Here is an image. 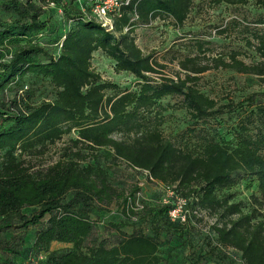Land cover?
I'll return each mask as SVG.
<instances>
[{"label":"trees","instance_id":"1","mask_svg":"<svg viewBox=\"0 0 264 264\" xmlns=\"http://www.w3.org/2000/svg\"><path fill=\"white\" fill-rule=\"evenodd\" d=\"M86 1L89 12L72 9L65 0L0 4V264H30L33 259L38 264H165L158 232L149 234L142 227L128 232L123 222L99 227L92 220L97 204L112 199V190L99 166H82L80 151L69 150L67 159L41 172L22 160L27 153L45 154L74 130L76 147L105 149L110 159L174 187L186 198V209L216 214L218 243L241 253L244 264H264V92L240 109L232 132L218 133L212 124L225 112L197 84V75L210 69L199 63L210 51L206 42L188 44L180 60L183 78L157 80L156 67L163 66L154 53L144 54L134 36L137 28L160 18L184 26L209 6L231 7L237 18L248 20L244 8L253 2L263 10L254 24L263 28H242L236 19L220 34L238 25L245 45L264 59V0L122 1L111 27L92 16L98 0ZM42 5L60 10L68 25L57 52L45 39L52 25ZM97 51L111 58L119 72L136 78L137 90L120 91L103 81L92 68ZM239 56L235 51L229 62L221 57L213 61L217 68L264 79V61L247 65ZM27 75L47 80L53 100L35 104L34 91L24 84ZM172 106L190 121L175 138L165 137L160 128L163 113ZM239 191L248 193L246 200H236ZM131 202L132 197L124 200L129 219L134 215ZM26 207L33 211L26 214ZM174 207L166 204L144 213L151 223L168 217L181 224L170 218ZM53 242L72 248L50 252L41 261L37 254Z\"/></svg>","mask_w":264,"mask_h":264},{"label":"rangeland","instance_id":"2","mask_svg":"<svg viewBox=\"0 0 264 264\" xmlns=\"http://www.w3.org/2000/svg\"><path fill=\"white\" fill-rule=\"evenodd\" d=\"M3 1L5 0H0V4ZM65 1L70 8H82L84 12H89L88 8L91 6L86 0ZM103 2L104 0H98V4ZM42 6L44 18L50 20L52 25L50 35L45 39L50 49L57 52L61 48L59 37L65 34L68 25L60 10L53 5ZM244 10L248 20H242V17L237 18V13L231 7L209 6L201 15L189 19L184 26H175L170 19L160 18L147 27L137 28L134 33L136 43L144 54L154 53V60L163 66L156 67L159 74L154 75V78L157 80L177 79L178 76L183 78L185 72L180 66V60H183L188 52V44L195 42L194 40L206 42L205 46L210 48V51L205 56L201 55L199 63L202 67L209 66L210 69L197 75L199 78L197 84L201 91L215 100L218 107L225 112L212 124L218 133L225 135L232 132L234 119L241 112L240 109L247 106L248 100L264 92L263 78L217 68V64L213 61L214 58L221 57L225 62H229L235 51L240 52L239 59L247 65L264 61L255 49L245 45L241 34L236 29L238 25L235 26L236 28L231 25L225 33L220 34L228 23L236 19L242 28L244 26L263 28L254 24L263 10L259 11L253 2L245 6ZM111 16L106 20L107 23H111ZM92 68L103 81L111 82L120 91H136L138 88L137 79L127 72H119L115 62L101 51L93 54ZM24 84L34 91L35 104L53 100L54 88L47 80L27 75ZM108 94L112 95L113 92L108 91ZM163 114L165 119L160 128L165 137L180 136L182 130L189 125L188 114L177 110L174 106L169 107ZM115 138L125 139L120 135H116ZM77 139L78 132L74 130L64 135L54 145H50L45 154L27 153L22 160L33 172H41L48 166L67 159L66 154L69 150L80 151L85 159L82 161V166H99L106 173L112 190V199L97 204L96 215L92 220L99 227L109 222H123L128 232L140 227L149 234L158 232L162 244L160 255L165 264H244L241 253L218 243L217 233L214 230V227L218 226L216 214L201 208L187 207L185 208L186 219L181 220V224L172 223L168 217L151 223L152 219L144 213L146 209L158 208L166 204H182V200L186 202V198L177 193L174 187L154 181L147 172L131 168L125 162L110 159L105 149L93 151L83 145L76 147L74 144ZM247 196L248 193L239 191L236 200H246ZM127 197H132L131 205L134 215L131 219L125 214L124 200ZM32 211L31 208H24L26 214ZM34 233L33 230L29 236L28 249L32 247ZM68 248H72V245L53 242L44 246L37 255L45 258L50 252Z\"/></svg>","mask_w":264,"mask_h":264},{"label":"built area","instance_id":"3","mask_svg":"<svg viewBox=\"0 0 264 264\" xmlns=\"http://www.w3.org/2000/svg\"><path fill=\"white\" fill-rule=\"evenodd\" d=\"M122 1H125L126 4L129 3V0H104V2L101 4L97 3V5L91 10L93 18L103 26L111 27L112 24L107 23L106 20L108 19L109 16H111L110 14H114L119 10ZM182 201H183L182 204L181 203L175 204L174 209L170 212V218L173 221H176L178 219L180 220L186 219V215H185L186 202L185 200ZM39 259L42 261L44 258L40 257ZM30 264H38V262L33 259Z\"/></svg>","mask_w":264,"mask_h":264}]
</instances>
